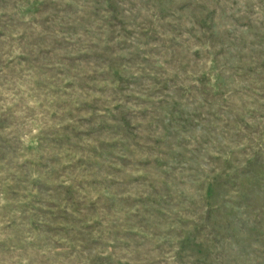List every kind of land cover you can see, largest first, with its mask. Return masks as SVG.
I'll return each mask as SVG.
<instances>
[{"label":"rangeland","instance_id":"obj_1","mask_svg":"<svg viewBox=\"0 0 264 264\" xmlns=\"http://www.w3.org/2000/svg\"><path fill=\"white\" fill-rule=\"evenodd\" d=\"M0 264H264V0H0Z\"/></svg>","mask_w":264,"mask_h":264}]
</instances>
